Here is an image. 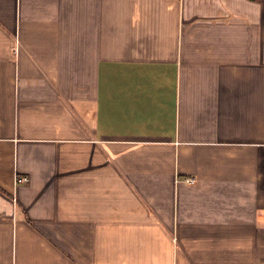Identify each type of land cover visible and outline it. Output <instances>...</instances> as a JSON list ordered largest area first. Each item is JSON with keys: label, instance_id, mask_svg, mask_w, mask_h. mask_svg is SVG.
<instances>
[{"label": "crops", "instance_id": "1", "mask_svg": "<svg viewBox=\"0 0 264 264\" xmlns=\"http://www.w3.org/2000/svg\"><path fill=\"white\" fill-rule=\"evenodd\" d=\"M0 264H264V0H0Z\"/></svg>", "mask_w": 264, "mask_h": 264}, {"label": "built area", "instance_id": "2", "mask_svg": "<svg viewBox=\"0 0 264 264\" xmlns=\"http://www.w3.org/2000/svg\"><path fill=\"white\" fill-rule=\"evenodd\" d=\"M17 180L18 181H26L27 177L25 175H23V176L18 177ZM188 180H191V179H188Z\"/></svg>", "mask_w": 264, "mask_h": 264}]
</instances>
